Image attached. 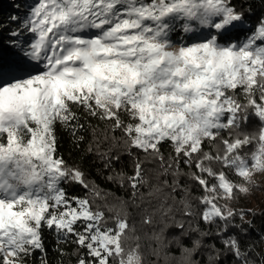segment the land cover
<instances>
[{
    "label": "snow or ice",
    "instance_id": "1",
    "mask_svg": "<svg viewBox=\"0 0 264 264\" xmlns=\"http://www.w3.org/2000/svg\"><path fill=\"white\" fill-rule=\"evenodd\" d=\"M12 8L0 264H264V0Z\"/></svg>",
    "mask_w": 264,
    "mask_h": 264
},
{
    "label": "trees",
    "instance_id": "2",
    "mask_svg": "<svg viewBox=\"0 0 264 264\" xmlns=\"http://www.w3.org/2000/svg\"><path fill=\"white\" fill-rule=\"evenodd\" d=\"M19 3H21L22 5H23V3L25 2V0H17ZM9 2L10 3H7V4H2L1 2H0V13H2L3 15H8V14H10L13 10H12V1L11 0H9ZM64 149L66 150L67 149V143H66V141H65V143H64ZM65 155L67 156V151H65ZM77 154H75V153H73V157L75 158V156H76ZM101 183H103V182H101ZM108 187H111L110 185H108ZM138 228H139V225H138ZM46 243H49V245H50V243H51V236H48V237H46Z\"/></svg>",
    "mask_w": 264,
    "mask_h": 264
},
{
    "label": "rangeland",
    "instance_id": "3",
    "mask_svg": "<svg viewBox=\"0 0 264 264\" xmlns=\"http://www.w3.org/2000/svg\"><path fill=\"white\" fill-rule=\"evenodd\" d=\"M11 1H12V0H11ZM0 2H1L2 4L10 3L9 0H0ZM17 2H18V1H17ZM11 7H12V6H11ZM12 10H13V8H12ZM256 195H257V198H258V197H260L261 195H264V193H259V192H258Z\"/></svg>",
    "mask_w": 264,
    "mask_h": 264
}]
</instances>
